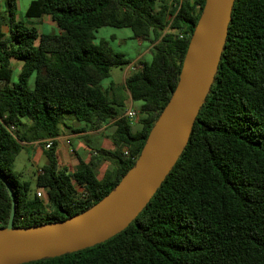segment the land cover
<instances>
[{"label": "trees", "instance_id": "trees-1", "mask_svg": "<svg viewBox=\"0 0 264 264\" xmlns=\"http://www.w3.org/2000/svg\"><path fill=\"white\" fill-rule=\"evenodd\" d=\"M6 3L0 228L8 226L13 207L5 180L16 198V228L66 221L91 210L135 167L178 87L206 0L32 1L26 18L49 15L56 33L18 20V0ZM102 27L130 28L134 39L157 42L152 60L136 63L122 87L103 86L114 68L132 62L107 41L95 44ZM13 61L22 63L16 82ZM119 90L142 103L138 132L119 113L126 102ZM66 115L94 130L114 121L115 148L96 150L75 172L61 168L56 140L68 126ZM33 142H45L47 163L31 197V183L13 165ZM102 161L114 167L99 178ZM24 264H264V0H235L220 66L188 144L139 217L103 243Z\"/></svg>", "mask_w": 264, "mask_h": 264}, {"label": "water", "instance_id": "water-1", "mask_svg": "<svg viewBox=\"0 0 264 264\" xmlns=\"http://www.w3.org/2000/svg\"><path fill=\"white\" fill-rule=\"evenodd\" d=\"M235 0H206L180 81L148 136L136 165L91 210L69 220L16 228V198L8 226L0 228V264H24L81 251L124 231L154 198L182 156L220 66Z\"/></svg>", "mask_w": 264, "mask_h": 264}, {"label": "rangeland", "instance_id": "rangeland-1", "mask_svg": "<svg viewBox=\"0 0 264 264\" xmlns=\"http://www.w3.org/2000/svg\"><path fill=\"white\" fill-rule=\"evenodd\" d=\"M34 0H18V11L17 19L24 20L30 25L35 26L40 32L47 33H56L58 32L57 26L52 25V18L49 15L44 16L41 19H27L26 13L30 7V4ZM7 3L6 0H0V20L2 25L0 26V31L6 35L9 34V26L6 20L3 18V15H6ZM102 41H107L110 47L117 53H122L126 56L127 59L131 60V64L122 68H114L112 71V76L109 79L103 81V86L105 88H110L111 84L118 83L122 84L124 82L125 72L129 70V73L132 71L131 68L134 64L141 61L150 62L153 57V52H155V40L150 41H140L133 38V31L130 28H115V27H102L97 31V39L95 44H100ZM150 52H147V50ZM147 52L145 55H143ZM143 55V56H142ZM14 70H13V80L16 82L19 79V74L21 72L22 63L13 61ZM137 65V64H136ZM35 75L30 79L29 85L34 87ZM117 94L121 97L126 98L125 107L119 108V113L124 115L126 110L130 107L134 111L139 112L141 102H134L131 100L129 93L126 90H119ZM73 118L71 115H66V123H72ZM74 119V118H73ZM79 123V122H78ZM111 123V122H109ZM142 129L138 117L135 121L132 122V130L138 132ZM115 130L113 122L107 126L105 129L104 136L102 138H93L85 137V142H90L91 146H104L105 141L107 140V134L110 136L108 140H112V134ZM101 137V136H100ZM102 143V144H101ZM43 147L38 145H28L26 144L22 151L17 155L15 163L13 165L14 171L22 175V179L31 183V193L30 196L33 197L38 191L37 188V174L42 169V167L47 163L46 154L43 152ZM67 164V163H65ZM114 167L112 162H105L101 167H99L98 174L103 175L104 170H110ZM69 170H71L70 165H68ZM44 193L45 191L42 190ZM45 198V197H44Z\"/></svg>", "mask_w": 264, "mask_h": 264}, {"label": "crops", "instance_id": "crops-1", "mask_svg": "<svg viewBox=\"0 0 264 264\" xmlns=\"http://www.w3.org/2000/svg\"><path fill=\"white\" fill-rule=\"evenodd\" d=\"M52 25L56 26L54 22H52ZM147 52H150V50L148 49ZM147 52H145L143 55H145ZM141 58L139 59L140 61ZM125 73L126 74L124 77V82L122 84H118L114 82L112 84L121 87L124 86L125 81L129 75V70H127ZM70 119L72 120V123H68V126L63 127L62 135L58 137L56 140L58 143V147H57L58 160L61 168H67L68 165H70L71 167L70 171L75 172L79 169L81 161L87 163L91 161V159L96 154V150L98 149L113 150L115 148L113 140L110 141L108 140V138H110L108 134L106 135L107 140L105 141L104 146H91L89 141L88 142L84 141L85 137H93L94 139L102 138V136H104L105 129L107 128V126L110 125L112 122L114 124V121H111V123H106L100 129L94 130L87 128L82 123H78L73 118ZM44 144L45 142H43L42 144H40V142H33V143H29L28 145H38L44 148L43 146ZM43 152L45 153V149H43ZM105 162H110V161H102L101 164L98 166V168L101 167ZM97 169H96V173L99 178H102L105 175V173L108 171V170H104L103 175L100 176L98 174Z\"/></svg>", "mask_w": 264, "mask_h": 264}, {"label": "built area", "instance_id": "built-area-1", "mask_svg": "<svg viewBox=\"0 0 264 264\" xmlns=\"http://www.w3.org/2000/svg\"><path fill=\"white\" fill-rule=\"evenodd\" d=\"M135 69H136V64H134V65L132 66L131 70L133 71V70H135ZM124 116H125L126 118H128L131 122H133V121H135V120L137 119V117H138V112L134 111L133 108L130 107V108H128V109L126 110ZM9 130H10L12 133H14L15 130H16V128H15L14 126H10V127H9ZM51 144H52V141L50 140L49 143H48V145L46 146V148H50ZM125 153L128 154V151L125 150ZM38 196H41V194L39 193Z\"/></svg>", "mask_w": 264, "mask_h": 264}]
</instances>
